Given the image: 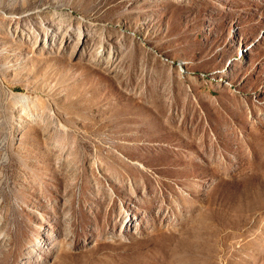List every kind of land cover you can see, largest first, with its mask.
Listing matches in <instances>:
<instances>
[{"label": "rangeland", "instance_id": "rangeland-1", "mask_svg": "<svg viewBox=\"0 0 264 264\" xmlns=\"http://www.w3.org/2000/svg\"><path fill=\"white\" fill-rule=\"evenodd\" d=\"M0 264H264V0H0Z\"/></svg>", "mask_w": 264, "mask_h": 264}]
</instances>
